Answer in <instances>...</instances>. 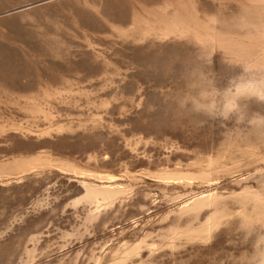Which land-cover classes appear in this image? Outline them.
Segmentation results:
<instances>
[{"label": "rangeland", "instance_id": "1", "mask_svg": "<svg viewBox=\"0 0 264 264\" xmlns=\"http://www.w3.org/2000/svg\"><path fill=\"white\" fill-rule=\"evenodd\" d=\"M0 264H264V0H0Z\"/></svg>", "mask_w": 264, "mask_h": 264}]
</instances>
